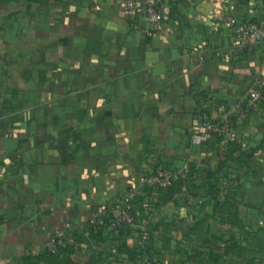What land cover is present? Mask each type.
<instances>
[{
  "label": "crops",
  "instance_id": "1",
  "mask_svg": "<svg viewBox=\"0 0 264 264\" xmlns=\"http://www.w3.org/2000/svg\"><path fill=\"white\" fill-rule=\"evenodd\" d=\"M227 10L167 0L148 35L124 0H0V264H49L57 231L78 264H264V102L235 143L203 125L264 81V42L218 53ZM159 170L178 190L140 180ZM133 192L131 234L96 235Z\"/></svg>",
  "mask_w": 264,
  "mask_h": 264
},
{
  "label": "built area",
  "instance_id": "2",
  "mask_svg": "<svg viewBox=\"0 0 264 264\" xmlns=\"http://www.w3.org/2000/svg\"><path fill=\"white\" fill-rule=\"evenodd\" d=\"M227 6V14L224 19L236 27V35L234 43L224 51H218L219 54L224 53L231 57L235 53L244 50L249 45L264 42V17L241 21L238 15V5L236 0H223ZM124 8L132 13H140L149 27L144 31L148 35L162 31L165 26V15L167 8V0H124ZM134 27L140 28L138 24ZM264 102V81L259 80L250 88L248 94L243 96L237 108L231 112L224 114L220 118H211L205 116L204 128L207 132L219 139L222 144L228 145L238 139L236 133V123L245 120L250 113L260 104ZM181 175L178 171L159 170L157 173L146 174L141 177L143 183L154 186H169L172 180L177 179ZM131 193L122 203H119L112 210L114 227H133L136 225V214ZM105 213V211H104ZM103 213V215H104ZM107 215V213H106ZM65 234L63 231H57L53 236L52 244L49 247L51 252H56L58 246L64 242ZM147 264H158L157 262L146 260Z\"/></svg>",
  "mask_w": 264,
  "mask_h": 264
},
{
  "label": "trees",
  "instance_id": "3",
  "mask_svg": "<svg viewBox=\"0 0 264 264\" xmlns=\"http://www.w3.org/2000/svg\"><path fill=\"white\" fill-rule=\"evenodd\" d=\"M183 181H184V177L182 176H179L177 179L172 180L169 187L171 192L173 193L175 190H178V188L183 183ZM112 223H113L112 215L104 218L102 222V227L98 230L96 235L102 234L105 230L108 231V233L112 237H115V239L117 238L120 239L125 235L131 234L132 230L130 226L114 227ZM63 244L64 242L58 246V250L56 252H51L50 250H47L46 253L44 254V258H46L49 261V264H78L77 261L69 254L72 251V249H68L63 252V248H64ZM67 252L68 254L63 256Z\"/></svg>",
  "mask_w": 264,
  "mask_h": 264
}]
</instances>
